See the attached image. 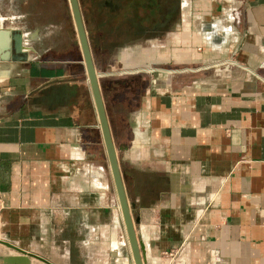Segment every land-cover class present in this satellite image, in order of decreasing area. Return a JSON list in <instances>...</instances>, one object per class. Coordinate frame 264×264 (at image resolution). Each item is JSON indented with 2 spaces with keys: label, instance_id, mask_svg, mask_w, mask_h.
I'll use <instances>...</instances> for the list:
<instances>
[{
  "label": "crops",
  "instance_id": "1",
  "mask_svg": "<svg viewBox=\"0 0 264 264\" xmlns=\"http://www.w3.org/2000/svg\"><path fill=\"white\" fill-rule=\"evenodd\" d=\"M91 1L141 264H264V0ZM31 2L0 0L28 47L0 60V239L53 264H134L68 0L41 26ZM16 254L0 242V264H48Z\"/></svg>",
  "mask_w": 264,
  "mask_h": 264
},
{
  "label": "water",
  "instance_id": "2",
  "mask_svg": "<svg viewBox=\"0 0 264 264\" xmlns=\"http://www.w3.org/2000/svg\"><path fill=\"white\" fill-rule=\"evenodd\" d=\"M69 3V8L72 14L74 26L76 29L77 37L82 49L83 53V58L85 62V67H86V72L87 76L89 79L90 83V88L91 92L93 95L94 103L96 106V110L99 116V121L101 124L102 132H103V137L106 145V150L108 154V159H109V165H110V170L111 174L114 180L118 200H119V206L121 210V215L123 218L125 230L127 233L128 241L130 244V249L132 253V258L134 264H141L140 258H139V252H138V246L135 241V236H134V230L132 226V220L128 211V206L125 198V194L123 191L117 163H116V158H115V153L113 146L111 144V140L109 137V132L107 129V124L105 120V115L103 112V107L101 104V99L99 96V91L97 87V80H96V75L94 72V68L91 62L89 50L87 47V41H86V36H85V31L83 28L82 24V19L78 7V2L77 0H68ZM28 48V47H27ZM27 48H24L23 43H22V30L19 28H0V60H7V59H24L27 57ZM0 242L12 247L17 251V254L14 255L13 257L9 258L12 261H27L28 256H33L41 261H44L48 264H53L50 263L47 259L44 257L32 253L30 251H27L25 249H22L20 247H17L7 241H3L0 239Z\"/></svg>",
  "mask_w": 264,
  "mask_h": 264
},
{
  "label": "rangeland",
  "instance_id": "3",
  "mask_svg": "<svg viewBox=\"0 0 264 264\" xmlns=\"http://www.w3.org/2000/svg\"><path fill=\"white\" fill-rule=\"evenodd\" d=\"M30 3V1L34 2V5L36 6V8H40V10L43 9V13L40 14L38 17L35 16L34 14H30L29 16V21H32L34 20V22L36 24H39L40 26L43 25V24H49L48 22L50 21H53V19H56V20H62V13L65 12V6L62 5L60 3V0H25V2L27 3ZM66 2V0H63V2ZM32 2L30 4V6L32 5ZM62 2V1H61ZM79 2V7L81 9V14H82V17L83 19L85 20L84 23L87 25H90L89 22L92 21V20H96L97 19H101L102 17H105L106 16L104 14H101V13H97L96 11H94V8H93V3L91 0H78ZM55 3V5L53 4ZM56 6V9L54 10ZM118 15V14H117ZM119 16L118 15L116 18H109V21H108V25L109 26L110 24L116 22V20H119ZM33 17V18H31ZM112 23H111V22ZM60 23V22H59ZM64 24V23H63ZM102 29L105 30L106 27H101ZM25 33H29L28 32H25ZM30 34H32L30 32ZM124 53V51H123ZM127 69V68H126ZM121 70H123V68L121 67V62H110L108 68L106 69L105 73L108 75V76H111L113 75L112 73H114V75H125L126 73H123Z\"/></svg>",
  "mask_w": 264,
  "mask_h": 264
},
{
  "label": "flooded vegetation",
  "instance_id": "4",
  "mask_svg": "<svg viewBox=\"0 0 264 264\" xmlns=\"http://www.w3.org/2000/svg\"><path fill=\"white\" fill-rule=\"evenodd\" d=\"M171 5H169V8H167V10H169V13H172V9H173V4H172V0H170ZM163 8V7H162ZM166 10V11H167ZM171 10V11H170Z\"/></svg>",
  "mask_w": 264,
  "mask_h": 264
},
{
  "label": "bare ground",
  "instance_id": "5",
  "mask_svg": "<svg viewBox=\"0 0 264 264\" xmlns=\"http://www.w3.org/2000/svg\"><path fill=\"white\" fill-rule=\"evenodd\" d=\"M1 19V18H0ZM22 37H23V34H22Z\"/></svg>",
  "mask_w": 264,
  "mask_h": 264
}]
</instances>
